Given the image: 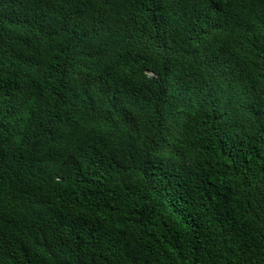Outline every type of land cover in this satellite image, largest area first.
I'll list each match as a JSON object with an SVG mask.
<instances>
[{"label": "trees", "instance_id": "1", "mask_svg": "<svg viewBox=\"0 0 264 264\" xmlns=\"http://www.w3.org/2000/svg\"><path fill=\"white\" fill-rule=\"evenodd\" d=\"M0 264H264V0H0Z\"/></svg>", "mask_w": 264, "mask_h": 264}]
</instances>
